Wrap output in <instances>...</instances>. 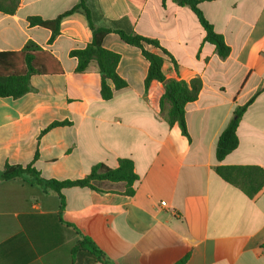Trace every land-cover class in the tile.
<instances>
[{"label": "crops", "instance_id": "1", "mask_svg": "<svg viewBox=\"0 0 264 264\" xmlns=\"http://www.w3.org/2000/svg\"><path fill=\"white\" fill-rule=\"evenodd\" d=\"M77 2L19 0L14 14L0 12V52L32 41L60 67L32 75L23 96L0 98V171L32 165L45 180H77L96 164L115 168L128 159L138 179L130 196L63 189V208L56 192L0 181V264H264V187L250 199L216 173L218 167L264 172V0L199 3L230 49L225 59L203 43V28L187 7L97 0L105 19H126L170 54L176 67L163 56L166 79L200 78L197 99L184 109L188 137L160 113L163 85L152 81L145 89L148 62L139 49L115 33L105 36L102 46L120 56L116 70L127 86L102 100L99 74L76 73L69 55L91 41L85 17H63L52 42L49 30L27 22L52 20ZM255 93L236 129L237 147L218 161L220 133ZM81 236L103 253V263L73 254Z\"/></svg>", "mask_w": 264, "mask_h": 264}, {"label": "trees", "instance_id": "2", "mask_svg": "<svg viewBox=\"0 0 264 264\" xmlns=\"http://www.w3.org/2000/svg\"><path fill=\"white\" fill-rule=\"evenodd\" d=\"M167 0H162L164 6ZM179 7L189 8L204 31L203 43L212 45L217 56L225 59L229 55V47L223 37L216 33L212 25L205 19L198 5L202 0H170ZM19 0H0V12L7 15L15 13ZM73 13L82 14L88 28L91 31V41L80 50H74L69 55L76 59V73L94 71L100 77V97L109 100L114 90H120L127 83L117 74V65L120 56L117 53L106 50L102 46L103 39L109 33H115L127 45L133 46L141 52L148 62V70L144 79L147 89L152 81L163 85L164 91L159 100V108L162 117L169 125L177 124L182 135L188 137L185 124V105L195 101L202 87L200 78H193L189 82L183 80L166 79L163 72V56L171 59L170 54L155 39L137 34L132 25L126 20L110 21L103 17L97 0H78L68 11L58 15L52 20H44L40 17L27 18L29 26L40 27L51 32L49 42L59 35V25L63 17ZM146 46L158 50L157 54L147 50ZM60 67L52 55L42 50L32 41H27L18 52H0V98H19L30 91V77L34 74L58 73ZM111 82L112 87L109 85ZM258 93V92H257ZM243 106L237 107L232 118L220 133L216 148L215 158L220 161L238 145L236 129L246 108L252 103L255 96ZM53 123L50 127L61 125ZM216 173L227 183L237 186L248 198H254L264 187V172L257 167H218ZM19 179L26 183L40 187L44 192L52 191L60 195L61 208L63 197L61 190L72 187L88 188L96 192H117L124 195H132L133 184L138 176L134 172L133 163L128 159H120L115 168H109L104 164L94 165L90 172L77 180H45L41 178L32 165L25 167L18 165H5L0 171V181ZM264 253V244L261 246ZM82 252L95 262H102L103 253L86 236H81L73 251ZM184 259L175 264H183Z\"/></svg>", "mask_w": 264, "mask_h": 264}, {"label": "built area", "instance_id": "3", "mask_svg": "<svg viewBox=\"0 0 264 264\" xmlns=\"http://www.w3.org/2000/svg\"><path fill=\"white\" fill-rule=\"evenodd\" d=\"M160 205H161V206H165V202H161Z\"/></svg>", "mask_w": 264, "mask_h": 264}]
</instances>
